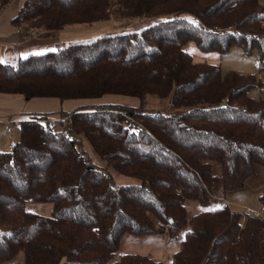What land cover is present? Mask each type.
<instances>
[{
    "label": "trees",
    "instance_id": "trees-1",
    "mask_svg": "<svg viewBox=\"0 0 264 264\" xmlns=\"http://www.w3.org/2000/svg\"><path fill=\"white\" fill-rule=\"evenodd\" d=\"M14 1L0 0V11ZM112 14L138 23L0 61L1 94L92 101L52 122L31 115L11 149H0V264L21 252L23 264H165L122 252L126 235L168 236L178 247L169 264H264V215L225 200L264 166V96L249 95L263 82L185 48L255 49L264 72V3L23 0L12 23L32 36ZM113 172L136 181L117 183ZM259 200L264 207V188ZM29 202L52 203L51 214Z\"/></svg>",
    "mask_w": 264,
    "mask_h": 264
},
{
    "label": "rangeland",
    "instance_id": "rangeland-1",
    "mask_svg": "<svg viewBox=\"0 0 264 264\" xmlns=\"http://www.w3.org/2000/svg\"><path fill=\"white\" fill-rule=\"evenodd\" d=\"M22 1L23 0H19ZM264 3V0H261ZM138 22H131V20L125 21L122 18L116 17L115 14L110 16V20L103 22V24H110V28L106 29L107 32L102 33L98 31V28H94L93 26H97V24L92 25H76L67 27L63 30L68 29V37L65 39L64 43H60L59 46L70 42H89L94 40L96 37L102 35H109L114 32L119 31H127L128 29L125 27L130 28L131 26H136ZM106 25V26H107ZM106 28V27H105ZM70 29V30H69ZM186 50H188L195 61L200 62H211L220 64L222 72L227 73L229 71H236L240 73H250L257 76V78L264 81V74H259V60H258V53L255 49H253L250 53H246L242 47L238 45H231L229 49L223 54H219L217 52H203L198 49L194 42H189L186 45ZM249 95L253 97L264 96V82L261 90L257 87L250 90ZM13 96V95H12ZM18 98H22L20 96H15ZM23 99V98H22ZM25 100V99H24ZM104 101H115L121 102L126 104L130 100H134L130 97L124 96H108L103 98ZM83 104H90L92 101L81 100ZM137 101V100H134ZM151 105L155 108H159L164 102L162 103L160 100L151 98L150 101ZM128 104H137V102H132ZM61 117V113H56L53 118H50L51 122L52 119L56 120ZM12 133L7 134L4 132L2 126H0V149L3 151H8L11 149L12 144L18 140L19 134L18 130L14 124L11 122ZM14 130V131H13ZM90 157L92 160L96 161L98 164L104 163L98 159V157L90 151ZM113 176L117 183H134L136 180L124 176L121 174H116L113 172ZM264 188V166L256 165L255 167V175L250 177L242 188L237 190L229 191L226 195V202L228 205L235 211L242 212L243 214L253 213L258 216L264 215V207L259 200V196ZM52 203H33L29 202L27 204V209L29 211L42 214V215H50L52 211ZM188 210H192V206H188ZM244 222V218L241 220ZM177 244H174L172 241L169 240L168 236H147V237H136L132 235H126L123 239V243L121 245L122 252H133V253H143L149 254L152 257L163 261L165 264H169L172 254L174 251L177 250ZM24 255L23 253H19L13 261L7 264H23Z\"/></svg>",
    "mask_w": 264,
    "mask_h": 264
},
{
    "label": "crops",
    "instance_id": "crops-1",
    "mask_svg": "<svg viewBox=\"0 0 264 264\" xmlns=\"http://www.w3.org/2000/svg\"><path fill=\"white\" fill-rule=\"evenodd\" d=\"M20 2L15 0L11 5L0 11V61L15 62L20 57L52 49L60 43H64L68 37V29L45 31L32 36H27L21 32L12 23V19L18 14ZM106 25L100 23L93 27L105 33L107 32L106 29L110 28V26L108 27L110 24ZM259 74H264V72ZM134 100H130L127 103H136L137 101ZM80 102L82 101L68 100L61 103L54 98L24 100L9 94L0 93V126L7 133L5 131V122L8 120L14 124V128H18L17 125L22 120L29 118L33 114H46L48 118H53L59 111L69 112L82 105L83 103Z\"/></svg>",
    "mask_w": 264,
    "mask_h": 264
},
{
    "label": "built area",
    "instance_id": "built-area-1",
    "mask_svg": "<svg viewBox=\"0 0 264 264\" xmlns=\"http://www.w3.org/2000/svg\"><path fill=\"white\" fill-rule=\"evenodd\" d=\"M62 122H63V124H65L66 123L65 119H63ZM10 124H11V122L9 120L5 122V131L7 133H12V128H11Z\"/></svg>",
    "mask_w": 264,
    "mask_h": 264
}]
</instances>
